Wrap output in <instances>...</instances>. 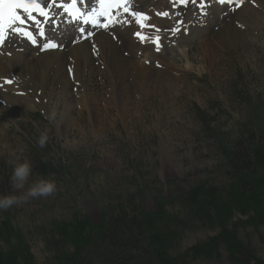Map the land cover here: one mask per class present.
<instances>
[{
  "label": "rangeland",
  "instance_id": "rangeland-1",
  "mask_svg": "<svg viewBox=\"0 0 264 264\" xmlns=\"http://www.w3.org/2000/svg\"><path fill=\"white\" fill-rule=\"evenodd\" d=\"M43 1L45 7L50 3ZM216 1L206 0L202 11L199 0L187 6L177 0L176 6L163 9L169 16L166 29L160 28V51L153 42L143 46L138 56L132 53L133 61L140 64H149L150 56L156 62L174 61V83L131 93L125 106L108 88L91 84L92 99L87 101L79 90V105L69 110V124L62 116L69 97L63 98L55 117L38 106L17 112L15 118H0V195L23 191L13 187L11 176L14 164L24 160L31 161L34 174L51 175L58 185L53 195L0 211L1 264H11L14 259L68 264L66 259L75 245L71 236L64 237L71 229L65 233L59 224L77 226L85 221L100 225L104 232L109 220H116L124 211L158 215L163 201L166 213L176 220L169 248L172 256L184 258V264H232L224 246L211 258L189 252L217 236L218 229L196 223L183 198L198 187L224 190L232 172L227 152H236L247 140L253 142L250 136L255 137V144L264 145V23L260 28L252 25L255 31L224 45L213 56L201 38L218 30ZM225 4L226 11L219 14L234 13L231 4ZM254 6L260 8L264 3ZM50 11L56 26L49 23L45 32L50 30L53 35L66 16L56 5ZM239 23L240 28L245 26ZM175 27L180 31H169ZM246 30L244 27L243 33ZM34 33L39 35L37 29ZM52 35L47 38L56 39ZM81 36L79 32V39ZM26 40L16 39L18 44L23 42L18 48H24ZM100 92L103 100H94ZM44 131L48 140L40 147L38 138ZM49 160H61L64 168L60 174L43 173L37 167ZM241 217L235 214L231 225ZM260 232L261 226L240 225L237 237L264 259ZM136 253L133 249L126 254ZM112 258L107 254L96 262L113 263Z\"/></svg>",
  "mask_w": 264,
  "mask_h": 264
},
{
  "label": "bare ground",
  "instance_id": "bare-ground-1",
  "mask_svg": "<svg viewBox=\"0 0 264 264\" xmlns=\"http://www.w3.org/2000/svg\"><path fill=\"white\" fill-rule=\"evenodd\" d=\"M261 2L264 3V0H255V4ZM42 3L45 6L44 1ZM143 3L144 0H130L133 11L139 12L138 8H142L141 11L150 17L145 24L155 25L159 29L165 28L167 17L158 16L157 13L164 12L163 9L166 8L171 9L173 0H147L146 4ZM149 3L152 5L151 9L147 7ZM78 4L87 13V9L96 6V0L84 2L79 0ZM255 6L252 0H247L239 8L234 2L231 4L232 9H235L234 13L229 12L221 16L220 14L225 12L228 6L216 1L218 30L213 31L214 33L206 38H201V43L207 47L208 53L215 55L224 45L239 42L248 31H255L254 24L260 28L264 23V11H262L264 6L260 8ZM120 14L118 19L130 23H117L110 25L108 29H103L93 26L90 22L85 24L83 17L74 18L70 12L65 11L66 18H62V26L58 28L61 35L58 31L53 32V35L50 30L46 32V37L50 38L52 35L56 38L52 40L59 45L56 49L42 50L43 43L47 41L39 35L38 44L33 45L26 37L9 31L5 43L0 46V77L3 78L0 79V118H15L17 112L35 109L38 106L48 115L55 117L62 106L63 98L69 97L71 100L64 105L65 112L62 114L69 124L72 117L69 110L79 105V90L87 101L92 99L91 94L94 93L90 90L91 84L101 85L103 90L108 88L114 94L115 100L125 106L130 103L131 93L153 86H162L164 83H174L176 70L174 61L160 60L159 63L150 56L149 64H140L132 59V53L138 56L142 47L153 43L155 37L160 36L162 32L154 33L156 31L153 27H141L136 23L135 17L130 13H123L122 9ZM34 15L43 22V18H40L38 13ZM113 15H116L115 10ZM79 20L82 21L79 23ZM101 20L104 18L101 17ZM239 22L245 23V26L240 28ZM43 26L46 29L50 24ZM27 27L33 32L36 29V25L31 21ZM81 27L85 32L80 33L82 36L79 39L77 30ZM244 27L249 30L243 33ZM137 31L146 39L142 41L137 37L134 34ZM88 32H93L94 35L87 37ZM18 38H26L29 42L24 43V48H18L22 42L18 44V41L16 42ZM8 43L11 45H7ZM93 44L97 49L96 52L93 51ZM69 69L72 70L71 73ZM102 73L106 76H101ZM4 80H11L13 83L5 85ZM93 99L103 100L101 92L99 96L94 95Z\"/></svg>",
  "mask_w": 264,
  "mask_h": 264
},
{
  "label": "trees",
  "instance_id": "trees-1",
  "mask_svg": "<svg viewBox=\"0 0 264 264\" xmlns=\"http://www.w3.org/2000/svg\"><path fill=\"white\" fill-rule=\"evenodd\" d=\"M200 113L201 119L206 120V115ZM250 137L253 142L247 140L240 145L241 150L227 152L232 170L228 189L225 187L221 190L216 187L206 190L198 187L183 198L189 214L192 212V218L196 223L218 229L217 236L190 249L189 252L194 256L201 254L211 258L221 246H224L229 252L232 264H264V259L259 258L252 247L237 237L240 225L261 226L263 232L259 234L264 245V145L255 144V137ZM37 167L43 173L51 174H60L64 168L61 160L38 163ZM227 191L228 196L224 194ZM160 206L158 215L154 216L138 212L130 215L124 211L114 218L116 220H109L110 226L105 228L104 232L101 231L100 225H91L85 221L82 222L86 224L79 222L77 226L72 225L73 223L59 224L58 228L63 229L65 233L71 229L64 237L71 236L75 245L74 252L66 259L67 263L95 264L97 259L111 254L113 263L108 261L104 263L184 264V258L174 257L169 252L171 235L175 234L173 226L176 220L166 213L164 201ZM238 213L242 217L231 225L230 221ZM133 249L137 251L136 254H126L133 252ZM1 263L3 262L0 260ZM11 264L36 262L25 259L20 263L14 259Z\"/></svg>",
  "mask_w": 264,
  "mask_h": 264
},
{
  "label": "snow or ice",
  "instance_id": "snow-or-ice-1",
  "mask_svg": "<svg viewBox=\"0 0 264 264\" xmlns=\"http://www.w3.org/2000/svg\"><path fill=\"white\" fill-rule=\"evenodd\" d=\"M191 2L193 4L197 3V0H179L180 5L187 6ZM219 4H225L226 2L232 4L235 2L236 7H241L245 0H217ZM255 3V0H252ZM56 5L58 8H63L64 11L72 13L74 18L83 17L84 23L88 24L89 22L99 28L108 29L110 25L117 23H130V21H121L117 17L120 15V10H123V13H130L132 17L136 18V23L140 24L141 27H153L156 32H159L160 29L155 25H147L145 21H148L150 17L143 12L133 11L131 8L130 0H96V6H92L91 10L85 13L78 4V0H69V2L64 3L63 0L59 4L56 3V0H50V3L45 7L41 0H0V46L5 43L6 34L11 31L13 34H18L22 37H26L33 45L38 44L36 34L29 28L27 25L29 21L33 22L36 25V29L40 37L45 38L47 42L43 43L42 50L56 49L59 47L57 43L48 39L46 37V32L44 24L51 23L52 27H55V21L50 20L52 13L50 9ZM173 6H176V0H173ZM199 7L203 11L206 7V0H199ZM22 10V12H21ZM113 10L116 11V15H113ZM235 10V9H233ZM23 13V14H22ZM38 13L41 19L34 15ZM26 14V15H24ZM203 14H207L204 12ZM158 16L168 17L169 12H159ZM101 17L104 20H101ZM178 24H183L182 20L177 21ZM242 26V25H241ZM80 33H84L85 29L83 27L78 29ZM173 33L180 31L179 27L170 29ZM142 41L146 39L141 32L137 31L134 33ZM93 32H88L87 37L93 36ZM85 37V38H87ZM79 42V41H77ZM156 50L160 51V36L155 37ZM93 51L96 52L97 49L93 44ZM71 69L69 72L71 73ZM0 79H3L0 77ZM13 83L11 80H4V84L8 85Z\"/></svg>",
  "mask_w": 264,
  "mask_h": 264
},
{
  "label": "clouds",
  "instance_id": "clouds-1",
  "mask_svg": "<svg viewBox=\"0 0 264 264\" xmlns=\"http://www.w3.org/2000/svg\"><path fill=\"white\" fill-rule=\"evenodd\" d=\"M48 140L47 132H41L38 138L40 147ZM11 181L18 193L0 195V211H7L12 206H19L37 197H48L58 190L57 181L51 176L34 174L31 161L24 160L14 164Z\"/></svg>",
  "mask_w": 264,
  "mask_h": 264
}]
</instances>
